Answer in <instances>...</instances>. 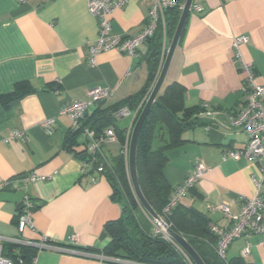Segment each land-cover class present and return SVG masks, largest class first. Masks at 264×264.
Returning <instances> with one entry per match:
<instances>
[{
	"label": "crops",
	"instance_id": "1",
	"mask_svg": "<svg viewBox=\"0 0 264 264\" xmlns=\"http://www.w3.org/2000/svg\"><path fill=\"white\" fill-rule=\"evenodd\" d=\"M88 1L0 0V95L10 93L18 82H27L31 88L7 105L0 103V235H18L21 201L28 194L35 202V229H26L21 236L35 244L45 238L31 264H138L102 253L111 241L106 224L131 214L144 233L153 229L152 217L138 202L131 212L123 209L127 199L115 196L104 175L92 174L96 178L92 183L83 169V159L76 154L84 150L80 134L75 138V152L65 147L71 123L60 110L74 100L88 99V90L99 86L108 87L111 96L94 104L96 110H88L83 122L89 126L102 110L111 113L113 125L106 127H112L116 136L117 131L122 132L125 142L121 144L117 137V142L104 145L103 151L113 157L121 149L128 150L136 109L124 103L148 77L147 43L133 56L111 49L99 53L95 65L89 64L88 46L97 37L98 17L89 12ZM192 3L201 5L203 11L189 12L161 88L177 82L184 87L185 107L206 102L213 112L199 115L183 131L184 142L166 151L162 174L172 193L194 171L195 163L202 162L208 170L177 205L192 208L208 222L227 228L228 219L214 206L226 202L237 214L242 198L253 194L251 178L258 174L255 163L228 155L247 142L244 131L227 125L228 116L241 108L243 83L231 38L249 37L240 51L243 59L253 64L256 81L264 83V0ZM150 4L151 0H129L115 10L110 16L112 33H138ZM171 38L169 34L163 37L165 54ZM122 108H127L129 115L122 116ZM48 118L55 119L51 133L41 126ZM13 130L21 131L23 138L4 141ZM32 175L43 178L32 180ZM259 192L264 199V183ZM262 238L248 234L233 240L225 259L242 257L250 264L264 263ZM247 245L249 253L243 256L241 251Z\"/></svg>",
	"mask_w": 264,
	"mask_h": 264
},
{
	"label": "built area",
	"instance_id": "2",
	"mask_svg": "<svg viewBox=\"0 0 264 264\" xmlns=\"http://www.w3.org/2000/svg\"><path fill=\"white\" fill-rule=\"evenodd\" d=\"M28 0H18L19 3H25ZM129 0H89L88 9L92 15L98 17V34L96 39L88 46V61L90 65L96 64V56L104 51L115 49L121 53L135 55L138 48L148 41L160 29L163 37H166L165 11L177 5L176 0H151L148 9L144 27L132 36H121L112 33L110 16L117 9L123 8ZM184 3L179 7L182 9ZM190 11L202 12L203 7L199 4H191ZM249 40L247 35H235L231 38V47L233 50V59L238 69L243 73L242 103L241 108L235 113L230 114L227 119V125L230 128H239L245 132L247 142L241 149H235L228 152L232 158L241 156L258 165V174L251 178L254 192L251 196L242 198V205L237 214L231 212L228 203L221 202L214 206V209L220 211L228 219L229 227L223 228L214 222H208L207 228L216 237L215 251L220 258L225 259L228 246L233 240L242 235L258 234L263 236L260 243H264V199L260 196V187L264 183V83L256 81L254 67L251 62L243 59L240 48ZM158 75V74H157ZM153 81L143 101L146 100L156 79ZM112 91L108 87H92L88 90V99L74 100L64 106L60 113L66 115L71 123V132H78L84 139V159L82 160L85 173L90 174L92 183L96 178L92 174L103 175L106 161V155L103 146L117 142V136L112 127H106L102 131H95L93 128L84 124L83 119L90 106L107 99ZM141 104L138 106V108ZM202 111L200 115H212L213 110L208 103L201 104ZM136 109V112L138 110ZM119 113L129 115L127 108H122ZM55 119L48 118L41 123L46 133L53 130ZM23 138L21 131L13 130L4 141ZM127 158V147L123 151ZM99 159L100 163H95ZM208 168L202 162L195 163V169L192 173L186 175L181 183L172 191L167 203L162 209L158 218L152 217L153 229L152 236H159L163 239L176 242L169 234L170 225L164 218V215L175 207L179 199L185 196L194 184L203 176ZM43 177L31 176L32 180L42 179ZM136 198V197H135ZM137 200V199H136ZM138 202V201H137ZM140 205V204H139ZM35 202L25 194L21 201V212L16 222L18 235L4 236L0 235V264H13L12 259L4 251L9 248L16 253L18 247L42 248L45 243L43 237L40 243H33L21 236L26 229L34 230L32 212ZM177 245V244H176ZM178 249L185 256L188 264H194L185 252L177 245ZM18 252V251H17ZM243 256L249 253V246H245L241 251Z\"/></svg>",
	"mask_w": 264,
	"mask_h": 264
},
{
	"label": "trees",
	"instance_id": "3",
	"mask_svg": "<svg viewBox=\"0 0 264 264\" xmlns=\"http://www.w3.org/2000/svg\"><path fill=\"white\" fill-rule=\"evenodd\" d=\"M177 5L165 11L166 34L173 35L178 23L181 8L179 5L185 0H176ZM145 43L148 44L146 63L148 77L145 85L124 103L129 109H137L136 117L144 105V97L157 75L158 68L165 58L163 50V35L157 29L153 37ZM152 103L140 130L136 148V172L139 185L149 204L157 215H161L164 205L171 194V188L163 177L162 169L168 159L167 150L177 147L184 142L183 131L197 121L202 107L184 106V87L172 82L160 88ZM31 90L27 82L14 84L10 93L0 95V103L7 105L11 101L23 96ZM95 118L89 127L95 131H102V127L113 125L111 113H102ZM71 132V131H70ZM78 132H71L66 139L65 147L74 151L78 145L75 141ZM119 142H125V135L117 131ZM84 159V151H76ZM102 161L97 159L95 163ZM104 176L110 181L115 196L119 199L125 197L127 203L123 205L125 211L131 212L137 200L128 172V159L123 150L113 156H106ZM170 229L183 236L204 264H250L242 257L229 260L220 258L215 251L216 237L207 228L206 216L192 208L177 205L164 215ZM106 230L111 237L108 246L102 253L108 257L133 261L138 264H188L183 253L177 245L151 233H144L131 218V214L106 224ZM18 251V252H17ZM37 249L34 247H18L15 252L9 248L8 256L13 264H31ZM264 264V263H262Z\"/></svg>",
	"mask_w": 264,
	"mask_h": 264
},
{
	"label": "water",
	"instance_id": "4",
	"mask_svg": "<svg viewBox=\"0 0 264 264\" xmlns=\"http://www.w3.org/2000/svg\"><path fill=\"white\" fill-rule=\"evenodd\" d=\"M193 0H185L184 6L181 10V14L178 20V23L176 25V28L174 30V33L172 35L169 47L166 51L165 58L160 66V69L158 71L157 79L149 92L145 103L141 109L140 114L137 116L131 134L129 138V145H128V172L129 177L131 180L133 193L138 201V203L149 213V215L153 218H158V215L155 213L151 205L149 204L147 198L143 194V191L139 185L137 172H136V148H137V142L140 134V130L142 128L143 122L146 118V115L154 102L166 75L167 68L171 59V56L173 54V51L178 43L179 37L181 35V32L183 30L185 21L187 19V16L190 12V6L192 4ZM97 106L92 105L89 108V112L92 113L94 110H96ZM169 234L171 238L176 242V244L185 252V254L191 259V261L194 264H204L201 257L198 255V253L193 249V247L188 243V241L178 234L177 232L173 231L172 229H169Z\"/></svg>",
	"mask_w": 264,
	"mask_h": 264
}]
</instances>
